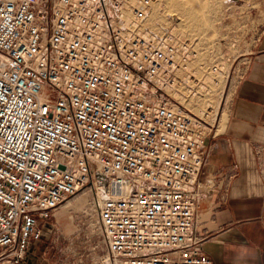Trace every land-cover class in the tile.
<instances>
[{
	"label": "built area",
	"instance_id": "obj_1",
	"mask_svg": "<svg viewBox=\"0 0 264 264\" xmlns=\"http://www.w3.org/2000/svg\"><path fill=\"white\" fill-rule=\"evenodd\" d=\"M154 2L0 0V264L87 187L104 264H215L195 221L216 126L190 108L234 63L198 75L178 23L147 27Z\"/></svg>",
	"mask_w": 264,
	"mask_h": 264
},
{
	"label": "crops",
	"instance_id": "obj_2",
	"mask_svg": "<svg viewBox=\"0 0 264 264\" xmlns=\"http://www.w3.org/2000/svg\"><path fill=\"white\" fill-rule=\"evenodd\" d=\"M234 70L206 141L195 234L215 264H264V32Z\"/></svg>",
	"mask_w": 264,
	"mask_h": 264
},
{
	"label": "rangeland",
	"instance_id": "obj_3",
	"mask_svg": "<svg viewBox=\"0 0 264 264\" xmlns=\"http://www.w3.org/2000/svg\"><path fill=\"white\" fill-rule=\"evenodd\" d=\"M172 1L168 3V0H159L152 19L165 24L173 20L190 37L198 54L193 64L198 75L203 77L205 71L213 68L224 55L231 57L230 63H234L226 70L229 71L232 67L229 80L225 81L224 74L222 79L219 76L209 78L208 81H216L217 86L211 85V93L205 91L203 97L198 98L190 108L198 116L205 115L208 122L216 126L227 98L233 71L236 72V65L252 51L264 32V0ZM189 1L194 3L195 13L190 12V18L187 19L184 11L187 8L188 12L191 10ZM181 3L184 7H178L177 4ZM174 5L176 9L173 8ZM223 90L225 99L219 106ZM98 196L95 189L87 187L62 204L51 219L45 222L44 238L32 245L27 264H104L107 255L97 223Z\"/></svg>",
	"mask_w": 264,
	"mask_h": 264
},
{
	"label": "bare ground",
	"instance_id": "obj_4",
	"mask_svg": "<svg viewBox=\"0 0 264 264\" xmlns=\"http://www.w3.org/2000/svg\"><path fill=\"white\" fill-rule=\"evenodd\" d=\"M170 1H172V0H168V3H170ZM179 1V0H178ZM173 2V1H172ZM181 2V1H180ZM179 2V3H180ZM183 2V1H182ZM160 2H159V0H156V2H154V4L152 5V8H151V12H150V15H149V17H148V20H147V27L149 28V29H152L153 31H159V30H161V29H164V27H166V26H168L169 24H170V22L168 23V24H165L164 22H156V20L155 19H152V13L153 12H155V11H157L156 9V7H157V5L159 4ZM165 3H167V2H165ZM177 3V2H176ZM172 4V3H171ZM170 4V5H171ZM173 4H174V2H173ZM183 4H184V2H183ZM183 4L181 3V4H177L178 5V7H184L183 6ZM186 4V3H185ZM189 5H191L190 7H191V10L188 12L187 10L189 9V8H185L186 9V11H187V13H185L186 11H184V15H185V17L187 16V19L188 18H190V14L192 13H195V8H194V3H192V2H190L189 1ZM168 6V5H167ZM162 7H163V5H162ZM172 7L173 6H171V8L170 9H172ZM173 8H175V5H174V7ZM176 9V8H175ZM178 9V8H177ZM184 9V8H183ZM168 10V9H167ZM159 11V10H158ZM160 11H162V10H160ZM166 11V10H165ZM169 12V11H168ZM191 12V13H190ZM157 14V13H156ZM160 14V13H159ZM182 14H180V16H181ZM155 16V15H154ZM196 16H197V14H196ZM156 17V16H155ZM181 17H183V15L181 16ZM193 17V16H192ZM195 17V16H194ZM198 17H199V14H198ZM157 18V17H156ZM152 19V20H151ZM193 19V18H192ZM191 19V20H192ZM199 19V18H198ZM184 20H186V19H184ZM171 22L174 24V23H176V22H174L173 20H171ZM186 22V21H185ZM179 26V25H178ZM179 28H180V31H181V33L185 36V37H187L188 39H190V37H188V36H186V34H184L183 32H182V30H181V27L179 26ZM197 60V59H196ZM196 60L192 63V67H193V69L195 70V68H194V66H193V64L196 62ZM197 71V70H196ZM208 71V70H207ZM207 71H205V73L207 72ZM205 76H207V75H205ZM223 75H220L219 77H220V79H222L224 76H226L225 77V81L227 82V80H228V74H224V76L222 77ZM208 78H212V77H210V75L209 76H207ZM224 81V82H225ZM212 86H217V82L216 81H213L212 82ZM210 88V89H209ZM202 89L203 90H205L207 93H211V90H213L212 89V87L210 86V87H205V85H203L202 86ZM224 89H225V86H224ZM223 99H225L224 98V90H223V94L221 95V98H220V103H219V106H221V102H222V100ZM184 100V99H183ZM217 110H219V108L217 107ZM200 116H202V115H200ZM103 203H104V196H102V194L100 193L99 194V196H98V199L96 200V207L98 208L99 207V205H103ZM68 207H70V206H68Z\"/></svg>",
	"mask_w": 264,
	"mask_h": 264
},
{
	"label": "water",
	"instance_id": "obj_5",
	"mask_svg": "<svg viewBox=\"0 0 264 264\" xmlns=\"http://www.w3.org/2000/svg\"><path fill=\"white\" fill-rule=\"evenodd\" d=\"M99 179H101L104 183H106V182H105V178H104V176L99 175Z\"/></svg>",
	"mask_w": 264,
	"mask_h": 264
}]
</instances>
